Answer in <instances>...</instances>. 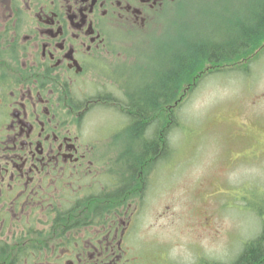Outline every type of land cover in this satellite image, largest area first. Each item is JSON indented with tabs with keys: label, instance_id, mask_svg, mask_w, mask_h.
Wrapping results in <instances>:
<instances>
[{
	"label": "flooded vegetation",
	"instance_id": "1",
	"mask_svg": "<svg viewBox=\"0 0 264 264\" xmlns=\"http://www.w3.org/2000/svg\"><path fill=\"white\" fill-rule=\"evenodd\" d=\"M180 1L0 0V264H171L133 255L137 194L176 114L146 108L161 91L134 83L131 42ZM135 125L156 132L155 162L131 158Z\"/></svg>",
	"mask_w": 264,
	"mask_h": 264
},
{
	"label": "rangeland",
	"instance_id": "2",
	"mask_svg": "<svg viewBox=\"0 0 264 264\" xmlns=\"http://www.w3.org/2000/svg\"><path fill=\"white\" fill-rule=\"evenodd\" d=\"M259 2L181 0L143 36H132L134 83L161 81L184 40L215 39L247 25ZM242 66L204 76L170 111L176 118L167 130L165 112L164 150L137 194L143 203L132 244L143 261L160 255L171 264H230L262 233L264 51ZM98 114L94 125L109 127L110 114Z\"/></svg>",
	"mask_w": 264,
	"mask_h": 264
},
{
	"label": "trees",
	"instance_id": "3",
	"mask_svg": "<svg viewBox=\"0 0 264 264\" xmlns=\"http://www.w3.org/2000/svg\"><path fill=\"white\" fill-rule=\"evenodd\" d=\"M259 3L257 11L249 14V23L234 24L231 33L224 31L215 39L184 40L180 44L181 49L172 54L168 67L161 75V81L153 83L157 89L159 87L160 95H157V91L144 92L142 97L146 108L150 109L158 100H162L166 113L171 110L175 112L186 94L192 91L204 76L234 70L242 65L247 67L257 61L264 51V0ZM204 7L205 5L201 6ZM172 120L175 122V119ZM171 127L173 123H167L166 130ZM145 132L142 133V129L135 125L129 133L134 148L142 152L131 156L135 163L150 150L155 152L151 162L156 161V132L152 136L151 130L147 131L148 135ZM258 238L253 244L247 243L248 248L244 253L241 252L230 264H264V227Z\"/></svg>",
	"mask_w": 264,
	"mask_h": 264
}]
</instances>
